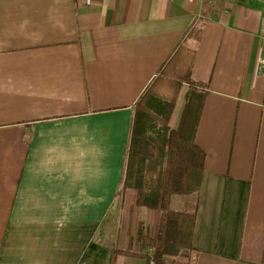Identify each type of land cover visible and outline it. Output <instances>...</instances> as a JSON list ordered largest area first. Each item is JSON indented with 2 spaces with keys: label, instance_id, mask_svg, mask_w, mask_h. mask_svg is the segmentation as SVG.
<instances>
[{
  "label": "crops",
  "instance_id": "1",
  "mask_svg": "<svg viewBox=\"0 0 264 264\" xmlns=\"http://www.w3.org/2000/svg\"><path fill=\"white\" fill-rule=\"evenodd\" d=\"M177 49L201 87L169 121L203 97L200 186L170 200L195 215L190 264H264V0H0V264H148L113 260L154 210L123 174Z\"/></svg>",
  "mask_w": 264,
  "mask_h": 264
},
{
  "label": "trees",
  "instance_id": "2",
  "mask_svg": "<svg viewBox=\"0 0 264 264\" xmlns=\"http://www.w3.org/2000/svg\"><path fill=\"white\" fill-rule=\"evenodd\" d=\"M192 60L191 52L177 49L168 68L135 103L122 184L124 188L136 189L135 205L156 210L157 220L149 234L143 231V223L138 222L137 251L114 248L113 260L118 254H125L149 264H166L165 256L177 255L181 249H193L194 212L175 211L170 208V200L175 194L196 192L200 186L204 153L195 144L194 134L201 94L189 92L177 127L169 126L181 85L201 87V83L190 81ZM156 121L161 123L160 131L152 137L150 132Z\"/></svg>",
  "mask_w": 264,
  "mask_h": 264
},
{
  "label": "rangeland",
  "instance_id": "3",
  "mask_svg": "<svg viewBox=\"0 0 264 264\" xmlns=\"http://www.w3.org/2000/svg\"><path fill=\"white\" fill-rule=\"evenodd\" d=\"M180 101V98H178V101ZM176 109V108H175ZM180 114V109H179V103H178V110H174L172 112V115H174L173 117L171 116V120L174 119L175 115L176 117H179ZM160 125L161 123L159 121H156V126L154 129L151 130L150 135L152 137L156 136L158 131H160ZM178 125V120L176 122H171L169 121V126L173 129H175ZM126 212V209L121 211L122 216H124ZM148 215L143 216V219L141 220L142 227H143V231L145 233H152L154 231L155 225H156V220H157V212L156 210H150L149 212H147ZM131 221H135V218L133 216H131ZM138 227V224H137ZM137 235V230H136V234L135 237ZM136 246V244H135ZM138 248V247H137ZM135 247V249H137ZM166 259V264H190V257L187 254L185 249H181L177 255L174 256H165ZM149 264V263H148Z\"/></svg>",
  "mask_w": 264,
  "mask_h": 264
}]
</instances>
